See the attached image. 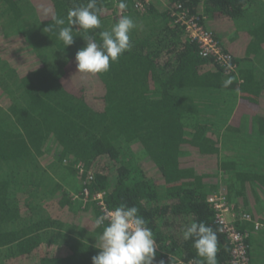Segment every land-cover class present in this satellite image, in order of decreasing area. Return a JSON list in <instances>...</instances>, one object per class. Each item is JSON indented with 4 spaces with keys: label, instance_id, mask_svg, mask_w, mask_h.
Masks as SVG:
<instances>
[{
    "label": "trees",
    "instance_id": "trees-1",
    "mask_svg": "<svg viewBox=\"0 0 264 264\" xmlns=\"http://www.w3.org/2000/svg\"><path fill=\"white\" fill-rule=\"evenodd\" d=\"M136 1L97 0L101 27H74V43L66 47L58 28L47 27L53 16L68 26L69 9L89 0H0V264H92L102 211L93 200L73 199L68 188L103 191L111 209L136 206L157 242L154 264H204L193 241L183 239L192 222L212 227L217 264H231V245L208 201L222 187L239 218L249 211L264 221L256 209L264 165L247 162L246 152L230 154L232 138L247 134L246 123L259 126L250 130L253 137L264 136V114L255 111L264 103V82L254 70L264 67V0H152L144 10ZM175 3L206 16L202 23L231 53L237 74L200 54L170 15ZM123 16L137 25L131 49L107 72H78L83 36L100 43L99 33ZM21 50L38 62L30 70L20 69L17 54L10 57ZM238 93L239 109L254 112L234 115L236 125ZM237 223L251 231L250 264H264L254 251L252 223Z\"/></svg>",
    "mask_w": 264,
    "mask_h": 264
},
{
    "label": "clouds",
    "instance_id": "clouds-1",
    "mask_svg": "<svg viewBox=\"0 0 264 264\" xmlns=\"http://www.w3.org/2000/svg\"><path fill=\"white\" fill-rule=\"evenodd\" d=\"M121 7H124L123 3ZM101 11L97 7V0H89L86 6L69 9L68 26H65L63 17L53 16L54 24L47 28L49 31L53 27L58 28V38L67 47L74 43V27L85 32L101 27ZM136 27L131 17L123 16L112 25L110 31L99 33L100 43L92 35L83 36L85 46L75 54L78 72L99 74L109 71L110 62L118 61L125 51L131 49L129 33ZM230 83L231 80H226L223 86L228 87ZM95 225H103V231L97 237L95 247L100 251L92 256V264H154L157 242L136 206L121 204L97 217ZM183 239L193 241V247L197 255L203 258L204 264H217L218 238L211 226L204 222H192L185 227Z\"/></svg>",
    "mask_w": 264,
    "mask_h": 264
},
{
    "label": "built area",
    "instance_id": "built-area-1",
    "mask_svg": "<svg viewBox=\"0 0 264 264\" xmlns=\"http://www.w3.org/2000/svg\"><path fill=\"white\" fill-rule=\"evenodd\" d=\"M152 0H137L135 8L144 10ZM170 15L174 22L183 27L188 37L198 44L200 54L205 57L213 58L228 75L237 74V63L233 60V56L229 53L217 34L209 30L202 23V19L206 16L192 15L189 11L179 3H175L170 8ZM79 173L85 172L84 165L78 164ZM105 192L99 191L91 193L90 188L84 187L81 192L73 194V199L83 201L86 205L88 201H95L102 211V215L111 209L106 200ZM208 201L211 203L216 212V221L221 231L226 235L231 245V264H250V244L248 242L251 231L248 229H240L238 226L239 219L241 221H249L253 225L254 232L264 231V221L254 218L251 212H244L239 218L237 209L231 203L223 189L209 196ZM175 264H196L195 261H178Z\"/></svg>",
    "mask_w": 264,
    "mask_h": 264
},
{
    "label": "crops",
    "instance_id": "crops-1",
    "mask_svg": "<svg viewBox=\"0 0 264 264\" xmlns=\"http://www.w3.org/2000/svg\"><path fill=\"white\" fill-rule=\"evenodd\" d=\"M250 64V63H249ZM255 70V73L256 75L259 77L258 79L263 81L264 82V67H262L261 63L259 64L258 63V67H255L254 68ZM241 98H242V95H240L238 93V98H237V106L235 108V110L233 111V115L231 117V123L234 124L236 123L237 124H240L241 121H238V120H235L234 118V115H237V116H248V113H252L254 112V110H250L249 109V105L246 106L244 109H239V104L241 102ZM264 101V100H262ZM256 104H259V107L257 109H255V111H259L260 113H263L264 114V103L261 102L260 103H256ZM239 110H242L239 111ZM240 113V114H239ZM246 130H247V134H245L244 136H236L232 138V142L230 144V148H231V151H230V154H234V150L237 151V153L241 152H246V156L243 158L245 159L247 162L249 163H252V164H255V165H264V136L262 137H259V140L255 137H253L251 135V129L254 128L255 130H258L259 129V126H257L256 124H251V123H246ZM254 126V127H253ZM224 129V128H223ZM254 134V133H252ZM260 192H262V196H264V186L263 188H261ZM258 206H256V209L258 210H262L264 211V197H262L260 199V202L259 204H257ZM260 206V207H259ZM246 212H249V211H246ZM254 237V242L255 244V252L259 254H263L264 255V248L263 250L260 249V240H263L264 241V234L261 233V232H256L254 233L253 235Z\"/></svg>",
    "mask_w": 264,
    "mask_h": 264
},
{
    "label": "rangeland",
    "instance_id": "rangeland-1",
    "mask_svg": "<svg viewBox=\"0 0 264 264\" xmlns=\"http://www.w3.org/2000/svg\"><path fill=\"white\" fill-rule=\"evenodd\" d=\"M253 16H251V21H249V22H252L253 21ZM20 53H21V55H20ZM17 54V56H16V58H15V55ZM10 57L11 58H15L14 60H15V62L18 64V66L20 67V69L22 70V71H26V70H30L31 68H32V65H34L35 64V62H37V60H36V58L34 57L33 58V56L30 54V52H25L24 50H23V52H22V50L21 51H18V53L17 52H11L10 51ZM38 63V62H37ZM51 157V156H50ZM51 158H46V160L45 159H42V163L44 164V165H46V166H48L49 164H48V160H50ZM52 159H53V157H52ZM38 172V174L39 175H42V171L41 170H39V171H37ZM48 173H50V174H52L53 176H56L55 174H54V172H48ZM67 176V175H66ZM68 180H70V178H68ZM39 181H41V180H39ZM44 189V182H42L41 181V185H40V187H39V190H37V192H39V194L38 195H40V193L42 194V192L44 191L43 190ZM68 190H69V192L71 193V194H75L76 192L75 191H72L71 189H69L68 188Z\"/></svg>",
    "mask_w": 264,
    "mask_h": 264
}]
</instances>
